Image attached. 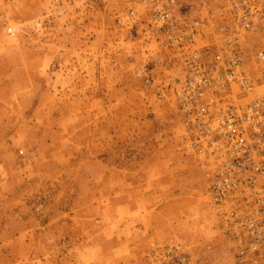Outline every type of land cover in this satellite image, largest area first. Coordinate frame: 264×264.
<instances>
[{
	"label": "rangeland",
	"instance_id": "obj_1",
	"mask_svg": "<svg viewBox=\"0 0 264 264\" xmlns=\"http://www.w3.org/2000/svg\"><path fill=\"white\" fill-rule=\"evenodd\" d=\"M115 4L0 0V264H146L170 244L235 264L175 101L136 75L178 70L117 31Z\"/></svg>",
	"mask_w": 264,
	"mask_h": 264
},
{
	"label": "built area",
	"instance_id": "obj_2",
	"mask_svg": "<svg viewBox=\"0 0 264 264\" xmlns=\"http://www.w3.org/2000/svg\"><path fill=\"white\" fill-rule=\"evenodd\" d=\"M122 1V0H116ZM117 31L155 43L177 74L136 70L157 98H172L187 146L206 165V201L235 264H264V0H123ZM146 264H196L180 244L152 246Z\"/></svg>",
	"mask_w": 264,
	"mask_h": 264
}]
</instances>
